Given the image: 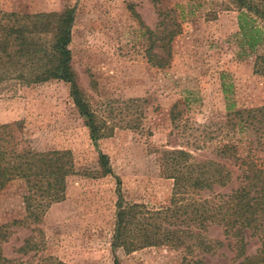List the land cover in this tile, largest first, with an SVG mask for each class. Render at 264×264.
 <instances>
[{"label":"rangeland","instance_id":"1","mask_svg":"<svg viewBox=\"0 0 264 264\" xmlns=\"http://www.w3.org/2000/svg\"><path fill=\"white\" fill-rule=\"evenodd\" d=\"M0 8L71 12L72 68L105 134L91 139L70 83L0 84V126L22 123L35 150L69 152L75 166L64 200L37 221L27 217L24 180L0 191V255L26 264H114L116 256L120 264H237L220 227L206 233L211 252L157 246L116 255L112 247L121 200L150 209L170 204L174 181L161 176V151L184 149L193 162L214 161L228 171L229 181L214 193L238 188V168L216 151L230 140L242 147L259 141L251 130L225 125L230 106L234 112L264 106V74L254 68L264 46L245 47L237 8L229 0H0ZM169 11L181 33L160 69L148 62V32L162 29ZM101 154L109 167L101 166ZM248 242L253 256L259 242L249 236Z\"/></svg>","mask_w":264,"mask_h":264},{"label":"trees","instance_id":"2","mask_svg":"<svg viewBox=\"0 0 264 264\" xmlns=\"http://www.w3.org/2000/svg\"><path fill=\"white\" fill-rule=\"evenodd\" d=\"M229 1L239 12L245 47L254 52L264 46V27L257 24H264V0ZM171 14L169 11L161 16L162 29L148 32L152 41L148 62L160 69L170 63L172 43L181 33ZM72 24L69 11L20 14L0 8V84L16 81L29 86L53 80L70 83L74 104L87 118L91 139L97 142L105 134L76 82L69 49ZM254 68L256 74H264V54L256 58ZM231 109L225 126L239 128L240 132L251 130L259 140H251L244 147L230 140L217 148L219 157L238 168V188L230 193H214L216 186H225L230 179V173L214 161L195 163L184 149L159 152L161 176L174 181L171 202L150 209L121 200L112 245L116 255L119 250L129 254L157 246L185 247L189 251L196 246L211 252L206 233L211 227H220L232 242L237 264H264V106L235 112ZM100 163L103 168L109 167L108 156L101 154ZM74 173L69 152L35 150L25 137L22 123L0 126V191L13 181L24 180L29 193L25 198L28 219L37 221L47 208L62 202L67 178ZM203 192L212 195L204 196ZM248 236L260 245L253 256L247 255ZM0 264L26 263L0 255ZM114 264H120L118 256Z\"/></svg>","mask_w":264,"mask_h":264}]
</instances>
